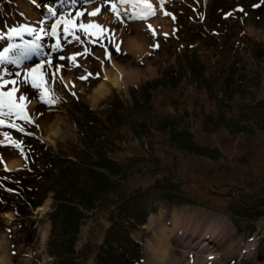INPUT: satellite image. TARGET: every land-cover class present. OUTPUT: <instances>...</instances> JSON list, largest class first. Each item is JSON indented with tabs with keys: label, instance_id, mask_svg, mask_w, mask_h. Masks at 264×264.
Returning a JSON list of instances; mask_svg holds the SVG:
<instances>
[{
	"label": "rangeland",
	"instance_id": "374dc122",
	"mask_svg": "<svg viewBox=\"0 0 264 264\" xmlns=\"http://www.w3.org/2000/svg\"><path fill=\"white\" fill-rule=\"evenodd\" d=\"M38 1L39 8L35 17L29 20L24 13L23 5L26 1L0 0V52H3L9 43L23 45L27 41L36 40L37 35L40 45L36 52L20 64H13L8 60L0 62V79L16 81L18 87L16 95L26 94L29 99L27 112L34 121L10 118L7 110L3 116H0V119L6 121L0 124V141H6L0 143V157H2L0 168H4V160L19 157L23 162L22 168L26 165L34 171L37 170V164L47 159V148L52 146L58 151V142L72 131L71 113L75 109L74 104L85 101L93 110L104 109L110 97L116 93L126 105H132L133 99L130 94L132 87L140 89L145 83L165 76L170 65L174 66V69L182 70L179 67L182 53L189 50L212 49L214 35L222 28V19L231 16L240 19L241 23L237 27L241 31L233 33L227 40H222L216 48L214 73L209 81L204 82L199 78L200 87L196 89L186 87L185 90L179 88L171 91L163 90L156 93L153 100L154 103L171 101L173 107L181 111L190 112L194 107L196 111L189 114L190 123L182 118L181 111L178 114L173 113L171 119L176 126L180 125L181 129L192 131L194 143L191 137H186L183 140L186 146L195 147V144L207 148L211 150L209 152L214 158L200 156L186 149L181 150L174 143L175 140L181 139L174 134V131L173 145H171L170 132L152 126L149 130L150 137L155 136L156 140L153 156L159 161L156 168L151 170L152 172H145L149 163H141L138 169L129 170L125 174L128 180L123 177L118 181L124 184L126 193L119 195L113 189L110 194V198L113 199L111 204L106 200L102 205L104 207L95 210L92 215L90 212L86 213L91 217L81 223L83 242L80 244V250L83 251L85 248L83 244L87 243L89 236L92 244H99L108 229L113 228V232H110L108 264L148 263L147 257L151 260L156 259L146 250L147 241L149 238L152 239L157 230L163 228L170 232V240L177 246L182 243L179 242L182 238L184 245L189 243L188 240H191L192 246L199 240L209 243L206 244V251L211 249L215 254V260H204V264H264V244L260 243L261 237H264V205L261 199V196H264V89L260 91L264 72L256 69L257 77L246 88V92L241 93L243 87L238 84L241 62L237 60L239 52L244 51L241 32L264 45V0H164L163 7H160V0L154 3L150 1L156 10L155 14L146 20L133 18L136 16V11L130 3H127L122 12L119 10L121 15L117 16L111 11L110 4L98 2L99 0H91L93 4L88 3L89 0H75V3L73 0ZM50 7L57 10V16L60 12L75 16V12L80 10L81 15L76 17L74 23L83 21L87 24L90 20L94 21V16L103 13L106 18L111 17L113 21L116 20L115 26L110 22V26L114 28H119L120 23H126L124 28L127 27L128 31H131L130 25L139 21L150 30L152 29L148 25L151 24L156 34H148L147 50L137 57L126 52L129 43L117 42L116 35L108 33V27H106L107 31L100 34L75 28V36H73L72 32L65 35L61 25L57 36H52L50 29L56 17L49 12ZM96 7H100V12L94 16L88 15ZM166 12L174 15L175 19ZM126 13L130 15L128 20H125ZM41 20L44 21L43 25L39 23ZM22 24L43 27L47 30V34L24 32L19 36L7 35L10 28ZM164 33L168 35L165 36ZM58 38L62 47L54 48L53 45ZM156 43L159 47H152ZM117 44L120 45L119 51L116 48ZM18 51L13 49L11 54L15 55ZM73 53L80 55L75 56L73 60L69 58ZM106 53H110V57L118 62L125 63L123 65L140 70L144 75L121 90L111 87L105 96L91 106L87 98L93 94V88L103 78L100 61L107 67L111 62ZM49 56L51 66L47 64ZM40 61L45 62L41 65V71L45 74L47 87L52 96L65 94L67 88L61 82L60 76L72 75L78 87V90L71 91L75 93L76 101L70 99L59 105L53 103L45 108L39 100L40 90L31 85L30 79L27 82L23 79L26 70ZM234 61L236 65L233 66L232 71H229L230 64ZM56 65L62 67L56 71ZM150 67L151 74L147 72ZM5 69L8 70L6 73ZM225 71L234 79L230 85H226L228 74ZM17 73L20 75H16ZM88 73L93 75L87 76ZM95 73L100 75L97 76ZM82 76H87V79H80ZM204 83L206 85H203ZM11 87V84L5 85L4 90ZM260 92L261 95H258ZM250 95L258 96L253 99ZM32 100H35V103H31ZM196 100L201 103L200 106H195ZM166 104L157 111L159 115L154 113V117H160V112H173L174 108ZM200 109L211 113L210 116L198 113ZM149 112L150 110L145 115L151 116ZM181 120H184L185 125ZM13 123L18 127H12ZM50 127L56 131L52 136L53 144L45 139ZM21 128L23 131L20 130ZM115 130L116 128L110 126L105 133L109 135ZM11 140L20 141V147L7 142ZM127 141L132 142L130 139ZM134 147L139 153L141 152L137 143ZM124 155V151L118 154V156ZM140 168L143 171L140 172ZM165 173L172 189L170 198L165 196L168 192L167 188L154 186V182L160 181ZM31 188L33 186L27 191L23 188L13 190L0 182V208L6 199L4 193H9L17 197L19 208L22 206L27 210V213L21 216L16 215L18 212L21 213V209L15 205L14 210H0V255L6 256L8 264H54L56 261V258L49 254L48 247L54 235L50 220L54 212L52 192L44 195L39 207H44L45 213L40 214L39 207L29 206L27 200L24 202L22 200L38 201L41 198L42 194ZM233 205L245 212L243 217L238 218L239 223L243 225L241 229L230 213L229 209ZM111 210H119L123 214L119 223L111 221L109 217ZM5 212L12 213L13 219L8 220L4 215ZM217 213L224 214L229 220ZM151 217L154 218L155 224L153 228H148ZM247 222L255 225L254 232L249 233L244 227ZM214 232L216 236L213 238L211 236ZM173 250L164 260L154 264H197L204 259L197 253L199 252L197 248L188 249L186 253ZM88 263L91 264L92 261L89 260Z\"/></svg>",
	"mask_w": 264,
	"mask_h": 264
},
{
	"label": "trees",
	"instance_id": "16d2710c",
	"mask_svg": "<svg viewBox=\"0 0 264 264\" xmlns=\"http://www.w3.org/2000/svg\"><path fill=\"white\" fill-rule=\"evenodd\" d=\"M222 22V28L214 35V47L212 49L189 50L182 53L179 58V67L182 70L174 69V66L170 65L165 76L145 83L140 89L132 87L130 89L133 99L132 105H126L121 96L116 93L110 97L108 105L104 109L93 110L85 101L74 104L75 109L71 113L72 131L58 142V151H55L52 146L47 148V159L37 164V170L34 171L26 165L15 171L0 168L2 178L0 182L7 188L13 190L16 188L22 190L23 188L27 191L33 186L31 188L33 191L42 194L38 201L22 199L23 202L27 200L29 206H39L45 197L44 195L52 192L54 212L51 214L50 220L54 235L48 247L49 254L56 258L54 264H90L88 263L89 260L92 261L91 264H108L107 255L110 250L109 245H111L110 232L113 228L108 229L104 239L99 244L94 242L92 244V239L89 236L87 243L83 244L85 248L82 251L80 250V244L83 242L81 225L83 221L91 217L95 210L104 207L102 205L106 200L109 201L108 204L113 202V199L110 198L113 189L119 195L126 193L124 184L118 181L123 177L128 180V177L125 178V174L129 170L138 169L141 163H149L146 166L147 171L144 170L145 172H150L156 168L159 161L153 156L156 140L155 136L150 137L151 132L149 130L152 126L170 132L169 141L171 145H173L174 131V134L181 138L174 142L181 150L186 149L200 156L214 158L209 152L211 150L198 147L195 144V147H189L183 142L186 137H191L193 142L194 137L191 130L181 129V126H176L171 119L173 113L178 114L181 109L173 107L171 101L154 103L153 100L155 94L163 90L171 91L174 88L185 90L186 87L196 89L200 87L199 78H202L204 82L210 80L214 73L216 48L222 40H227L233 33L241 31L237 27L241 23L237 17H227L222 19ZM240 38L244 43V51H240L237 58L241 62L238 84L243 87L242 93L246 92V88L257 77L256 69L264 72V45L252 40L242 32ZM235 61L230 64L229 71H232L233 66L236 65ZM225 72L228 74L226 85H230L234 79L227 71ZM261 83L260 91L264 89V78L261 79ZM245 94L249 95V93ZM258 95H261V92ZM258 95L250 96L254 99ZM52 98L56 105L70 99H73L72 101L77 99L67 90L64 95L57 94L53 95ZM41 103L45 105V108L53 105V103ZM164 104L174 108L173 112H160V117H154V113L159 115L157 111L161 110ZM194 104L195 106L201 105L197 100L194 101ZM148 110H150L151 116L145 115ZM193 111H196L194 107ZM193 111L183 110L180 114L185 121L190 123L189 114H192ZM198 113H203L207 117L211 114L202 109ZM184 120H181L183 125H185ZM110 126L116 130L112 134L106 135L105 130L109 129ZM128 139L132 142L127 141ZM135 143H137L140 153L135 149ZM122 151L125 152V155L118 156L119 152L122 154ZM141 171L143 170L140 168ZM166 176V173L165 176H161L160 181L154 182V186L167 188L168 192L165 196L169 197L172 194V189L170 180ZM258 191L260 189L257 190L259 195ZM4 194L6 199L0 210H14L13 206L19 205L16 200L17 197L14 194ZM261 199L264 205V196H261ZM20 207L18 206L21 213H16L17 216L27 213L26 209ZM229 210L237 220L238 228H243L238 218L243 217L245 212L238 210L235 205ZM88 212L92 214H86ZM109 215L112 222L119 223L123 214L119 210H111ZM244 227L249 230V233L255 231V225L252 222H247ZM260 243L264 244V237H261Z\"/></svg>",
	"mask_w": 264,
	"mask_h": 264
},
{
	"label": "bare ground",
	"instance_id": "6f19581e",
	"mask_svg": "<svg viewBox=\"0 0 264 264\" xmlns=\"http://www.w3.org/2000/svg\"><path fill=\"white\" fill-rule=\"evenodd\" d=\"M24 1H26V3L23 5L24 10H25V11L24 10L23 11H24L25 15L27 14L26 16H27V18H29V20L33 19L35 17V13L37 12V8H39V4H38L39 1L37 0V2H36V0H35V3H33V0H24ZM101 1H103V0H99L98 2H101ZM150 1L152 3H154L157 0H150ZM115 2H117L118 9L121 12L123 11V9L126 8L127 3L126 4L121 3V2H119V0H117V1L115 0ZM88 3H92V1L89 0ZM101 3H99V4H101ZM124 15H125V20H128V16H130V15L127 13ZM132 16H135V15H132ZM106 17L107 16H105L103 13H101L99 15L97 14L96 16H94L93 19L97 23L102 24L105 28L108 27L109 28L108 33L116 35V37L118 38L117 42L119 41L123 44L128 42L130 46L128 47V51L126 49V52L132 53V55L136 56V57L139 56L140 54L143 55V53L146 52L147 42H148V34H152L153 33L152 30L143 26V24L139 21H135V22H133L132 25H130V29H132L131 31L130 30L128 31L127 27L124 28V25L126 26V23H120L119 28H114L113 26H110V22H113L112 24L115 26L114 22L116 20L114 19V17H113L114 21L111 19V17L110 18H106ZM135 19H137V18H135ZM90 21H92V20H90ZM256 31H259V30H256ZM131 32H133V33H131ZM125 46H123V48ZM109 60L111 61L109 64V67H107L104 62L100 61L101 76L103 75V78L93 88V90H92L93 94L89 98H87V100L91 106H92V104L94 106V103H96L98 100H100L99 98H102L103 96H105L111 90V87L115 88L117 90H121V89L125 88L126 86H128L129 84L138 81L141 78V76L144 75L140 70L133 69L132 67H127V66L123 65L125 63L118 62L113 57H110ZM151 70H152V68L150 67V69L147 72H149L151 74L152 73ZM61 77H62V79H61ZM105 77H107V79H105ZM60 79L67 86V88H69L71 90H75V89L78 90V87H77L76 83L74 82V78L72 77V75L71 76L70 75H64V76L61 75ZM31 103H35V100H32ZM31 107H33V104L31 105ZM55 133H56V131L54 129H51V127H50V130L48 128V131L46 132L45 139L48 142H50L51 144L54 143L52 136ZM22 164H23V162H22L21 158H19V157H12L11 159L3 161L4 167L9 171H14V170L22 168V166H23ZM37 207H39V206H37ZM44 210H45V208L44 207L42 208L41 206L38 209V211H40L39 212L40 214H43ZM217 214L224 216L227 221L229 220L224 214H221V213H217ZM4 215L6 216V218L8 220L13 219L12 213L5 212ZM176 217L177 216H175V218ZM149 222H150V224H149L148 228H153V226L155 224L154 218L151 217V219H149ZM143 228H145V225ZM215 233L216 232L212 233L211 237L214 238V236H216ZM170 237H171L170 232L168 230L161 228L160 230H157L156 233L153 234L152 239H150V238L148 239L147 244H146V250L149 251L151 253V255L153 257H155V259H156V260H151V259H149V257H147L148 263L154 264V263H156L162 259L164 260L168 254L170 255V253L173 249L181 251L182 253H186V252H188V249H191V248L192 249L193 248L199 249L200 253L198 251H197V253L199 255L201 254V256L204 257V259H202V261L198 262L197 264H204V262H205L204 260H215L214 259L215 258L214 252L211 251V249L206 251V248H207L206 244H209V243H207L205 241L200 242V240H199L197 244H193V246H192L191 240H188L189 243L184 245L183 241H182L183 238H182V239H180L181 241H179L182 243L177 246V245L173 244V242L170 240ZM177 238H180V237H177ZM246 249H247V247H246ZM209 257H211V258L207 259ZM148 263H144V264H148ZM0 264H8V260L4 254L0 255Z\"/></svg>",
	"mask_w": 264,
	"mask_h": 264
},
{
	"label": "snow or ice",
	"instance_id": "6c2138e0",
	"mask_svg": "<svg viewBox=\"0 0 264 264\" xmlns=\"http://www.w3.org/2000/svg\"><path fill=\"white\" fill-rule=\"evenodd\" d=\"M121 3H130L133 5L134 10L136 11V16L133 18H139V19H147L149 16H152L155 14V6L150 2V0H119ZM33 3H35V0H33ZM73 3H75V0H73ZM103 3H107L111 5V11L114 12L117 16H120L121 13L118 9L117 2H114V0H103ZM164 6V0H160V7ZM241 10H243L241 8ZM49 12L56 17L55 21L51 25L50 33L52 36H57L58 28L62 25V30L65 35L69 34V32H72L73 36H75L74 29L75 28H83L85 32L92 31L93 34H100L103 31H107V29L100 23H97L96 21H89L87 24H85L83 21H80L79 23H74L76 17H79L81 15V11L77 10L75 12V16H70L67 12H60L57 16V10L55 8H49ZM100 12V7L93 8L91 12L88 13L90 16H94L97 13ZM168 15H172L171 13H167ZM227 15V13H226ZM172 18L175 19V16L172 15ZM47 19V17H45ZM40 25H43L44 21L41 20ZM149 28L152 29L153 35L156 34L155 28L149 24ZM24 32H31L33 34H47V30H45L43 27H36L32 24H22L17 27H12L9 29V32L7 35L9 36H19ZM165 36L168 35V33H164ZM39 45V35H37V39L33 41H27L23 45H18L14 43H9L6 48H4L3 52H0V62H3L5 60L10 61L13 64H20L24 59H27L30 57V55L33 52H36ZM54 48H60L62 45L59 42V38L57 39V42L55 45H53ZM106 47V46H105ZM152 47H159V44H153ZM117 50H120V45H116ZM18 49V53L15 55H12V50ZM87 51V50H86ZM80 55V53H73L70 59H75V56ZM106 55L110 58V53H106ZM61 59H64V57H61ZM44 61H40L39 63L35 64L32 68H29L26 70V74L23 76V79L25 82L29 81L31 82V85L37 89L40 90V96L39 100L41 102H47L49 104L54 103V99L52 98V93L47 87L46 83V77L45 74L41 71V65L44 64ZM48 66H51V57L49 56L47 61ZM62 67V65H56L55 70L58 71L59 68ZM5 73L8 71L7 69L4 70ZM16 75H20L17 73ZM53 79L55 78V71L53 72ZM93 75L92 73H88L87 76ZM95 75L99 76V73H95ZM87 76H82L80 79H87ZM62 79V77H61ZM107 79V77H105ZM11 84L12 87L8 90H4V86ZM18 92V87L16 86L15 80H7V79H0V116H3L5 114V110H7V115L10 118H22L29 122H34L32 120L31 115L27 112V104L29 103V99L26 96V94H19V96L16 95ZM75 95V93H73ZM6 121L4 119H0V124H4ZM12 127H18L17 124L13 123L11 125ZM23 131V128L20 129ZM7 135V133L5 134ZM6 141H0V143H5ZM15 144L17 147H20V141L17 140H11L7 141ZM22 151V148H21ZM2 159V157H0Z\"/></svg>",
	"mask_w": 264,
	"mask_h": 264
},
{
	"label": "crops",
	"instance_id": "0c3cea01",
	"mask_svg": "<svg viewBox=\"0 0 264 264\" xmlns=\"http://www.w3.org/2000/svg\"><path fill=\"white\" fill-rule=\"evenodd\" d=\"M68 90L70 91V93H72V92H71V91H72L71 89L68 88Z\"/></svg>",
	"mask_w": 264,
	"mask_h": 264
}]
</instances>
